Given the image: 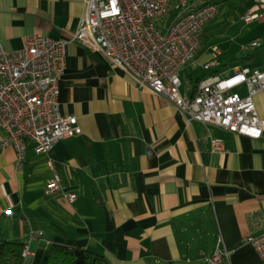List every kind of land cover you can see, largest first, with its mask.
I'll use <instances>...</instances> for the list:
<instances>
[{"label": "crops", "instance_id": "1", "mask_svg": "<svg viewBox=\"0 0 264 264\" xmlns=\"http://www.w3.org/2000/svg\"><path fill=\"white\" fill-rule=\"evenodd\" d=\"M86 11V0H0V44L8 50L34 35L67 41L59 107L83 129L48 154L28 140L19 167L0 128V243L25 242V264H41L53 246L89 249L112 264H204L222 239L229 251L222 264H264L250 241L264 231V137L189 124L166 96L139 88L74 37ZM205 43L182 73L191 62L218 61V44ZM215 66L208 75H225ZM193 73L182 79L187 96L208 76ZM256 101L264 117V93ZM212 138L223 140V151H212ZM56 173L62 190L48 193Z\"/></svg>", "mask_w": 264, "mask_h": 264}, {"label": "built area", "instance_id": "2", "mask_svg": "<svg viewBox=\"0 0 264 264\" xmlns=\"http://www.w3.org/2000/svg\"><path fill=\"white\" fill-rule=\"evenodd\" d=\"M86 4L74 37L123 68L139 88L166 96L189 124L198 120L252 138L264 137V117L256 101L264 93V70L237 65L229 75L204 77L191 96L182 92L181 73L203 47L206 26L220 13L216 0H86ZM263 14L264 0H254L242 18L250 23ZM261 42L257 38L251 47ZM66 48V40L45 35L29 37L25 47L15 51L0 44L2 144L15 146L19 167L26 159L28 140L34 141L38 153L48 154L60 140L83 132L76 116L60 112L59 81L67 64ZM215 50L220 53L217 46ZM217 64L211 59L203 67ZM187 89L192 91L191 86ZM211 148L223 151V140L212 138ZM46 190H62L58 173L48 180ZM64 195L70 201L78 197L75 192ZM250 241L264 260V231ZM24 253L29 254L28 248ZM228 257L219 239L204 264H222Z\"/></svg>", "mask_w": 264, "mask_h": 264}, {"label": "rangeland", "instance_id": "3", "mask_svg": "<svg viewBox=\"0 0 264 264\" xmlns=\"http://www.w3.org/2000/svg\"><path fill=\"white\" fill-rule=\"evenodd\" d=\"M178 13V10L176 13L174 12V14ZM244 13L245 11L241 8L232 10L223 5L217 18L208 24L209 30L205 29V35L209 31L207 36L204 35L203 41L207 43L206 45L204 42L205 47L215 42L222 50V55L218 56L220 64L215 66V69L224 72L225 75L234 73L236 65L264 70V20L259 18L247 23L242 18ZM174 14L168 20V25L174 19ZM257 38L262 39V42L258 47L252 48L251 44ZM189 65L191 66L189 67ZM189 65V68H186L182 73L183 81H187L191 77V71L194 72L193 75L196 79L198 75H208L214 70V68L206 70L200 65L192 64V62ZM243 88L245 87L241 89ZM242 92H245V89ZM198 244L199 242L196 241L195 245Z\"/></svg>", "mask_w": 264, "mask_h": 264}, {"label": "trees", "instance_id": "4", "mask_svg": "<svg viewBox=\"0 0 264 264\" xmlns=\"http://www.w3.org/2000/svg\"><path fill=\"white\" fill-rule=\"evenodd\" d=\"M216 1L220 4V9L223 5H226L229 9L237 10L241 8V10L244 11H246L249 7H251L254 4V0H216ZM207 27L208 25L206 26L205 29H207ZM217 73L218 71L213 74H217ZM26 248H27V244L22 241H5L0 243V264H25L26 255L24 252ZM41 264H112V263L105 255L89 249H85L82 247L61 248V247L53 246L47 250Z\"/></svg>", "mask_w": 264, "mask_h": 264}]
</instances>
